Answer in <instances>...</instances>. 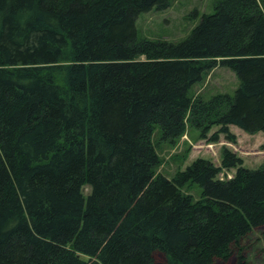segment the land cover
<instances>
[{"label":"trees","instance_id":"1","mask_svg":"<svg viewBox=\"0 0 264 264\" xmlns=\"http://www.w3.org/2000/svg\"><path fill=\"white\" fill-rule=\"evenodd\" d=\"M168 7L0 0V264H250L264 165L223 147L167 179L156 146L264 132V0H213L180 42L140 37V14ZM217 66L234 93L193 96Z\"/></svg>","mask_w":264,"mask_h":264},{"label":"rangeland","instance_id":"2","mask_svg":"<svg viewBox=\"0 0 264 264\" xmlns=\"http://www.w3.org/2000/svg\"><path fill=\"white\" fill-rule=\"evenodd\" d=\"M213 13V0H169V7L158 11L152 9L142 13L136 20V29L140 37L152 40H166L180 42L184 40L191 30L199 24L204 14ZM239 86L235 73L226 67L217 66L210 71L203 81L196 83L192 89L193 96H201L208 100L213 95L226 93L232 95ZM218 128L215 127L208 134L210 136ZM231 134L235 136V143H230L223 135L219 136L216 143L208 139H199L195 131L188 130L174 146L160 144L156 146L157 154L161 160L156 170L167 179H172L178 171H183L197 159L211 161L215 166H220V152L223 147L229 148L243 161V166L248 169H257L264 165V132L253 135L243 132L235 126L229 127ZM157 140V137H154ZM235 170L223 171L219 178L231 179ZM184 193L191 194L195 199L199 198V189L195 186L186 187ZM84 194L88 188H84ZM244 255L250 264H264V228L250 233L242 242ZM233 258L228 263L233 264ZM158 262L162 264L161 258Z\"/></svg>","mask_w":264,"mask_h":264}]
</instances>
